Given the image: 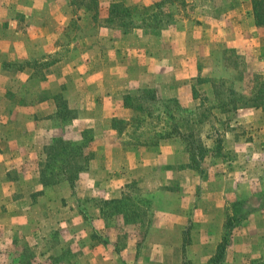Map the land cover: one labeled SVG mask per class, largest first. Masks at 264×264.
Listing matches in <instances>:
<instances>
[{"label": "crops", "instance_id": "crops-1", "mask_svg": "<svg viewBox=\"0 0 264 264\" xmlns=\"http://www.w3.org/2000/svg\"><path fill=\"white\" fill-rule=\"evenodd\" d=\"M114 1L101 0L100 4L105 9ZM124 1L149 4L160 0ZM197 9L201 13L195 29L182 26L184 19L183 23L171 24V29L159 34L135 30L120 38L114 34L92 37L96 57L95 65L89 66L84 61L88 55L78 46L69 51L73 44L59 43L62 37L46 36L45 24L51 25L54 20L68 24V4L59 0H0V229H26L29 242L39 244L45 231L52 228L74 232L71 228L76 220L74 230L83 236L79 243L86 256L84 264H133L137 255L138 263L145 262L151 245L139 243L136 236L139 232L145 236L156 231L160 220L145 230L141 216L136 224L123 221L117 231L125 235L128 232L129 238L120 243L118 239H106L104 228H98L101 225L94 226L103 219V210L86 213L83 209L84 203L90 202L93 196L104 201L122 198L133 183L138 185L134 176L146 171L149 165L153 172L149 170L152 177L146 183L155 187L163 185L165 167H159L160 159L168 157L171 169L175 161L180 162L181 146L177 137L161 139L153 145L122 142L124 131L114 127V119L126 120L130 109L133 110L126 106L125 97L132 95L133 87L140 86L138 92L153 87L180 98V82L198 76L200 56H211L217 49L235 48L247 58L264 59V25L257 23L254 0H221L212 6L198 5ZM181 37L209 38L194 47L190 40L182 42ZM105 43H108L107 49L102 47ZM62 50L67 54L60 61L46 64L51 54ZM186 101L196 102L193 98ZM69 112L74 115L69 123L71 130L66 132L63 126ZM255 112L240 109L238 124L253 123L255 117L251 114ZM88 128L96 130L93 143L98 147L86 166L72 179L63 175L55 182L42 181L41 163L47 161V148L58 138L79 140ZM236 134L237 130L231 129L225 131L224 138L230 140ZM242 143L232 138L235 147ZM160 171L162 179L156 176ZM222 226L223 222L216 227V233L221 236L210 253L205 245L198 244L203 242L191 240L187 247H182L186 254L191 246L194 255L200 246V255L195 256L193 264L201 261L197 257H205V264H215L214 257L224 235ZM261 229L253 224L246 232L250 237V232ZM201 230L205 234L210 232L206 227ZM246 232L232 240L223 264H245L242 236ZM253 245L249 249L253 256L264 255V238ZM170 246L161 244L163 253L155 255L157 261L165 260V249L170 250ZM177 247L175 254L172 251L167 254V260L173 258L174 264L182 261L181 245ZM155 249L152 247V251Z\"/></svg>", "mask_w": 264, "mask_h": 264}, {"label": "rangeland", "instance_id": "rangeland-1", "mask_svg": "<svg viewBox=\"0 0 264 264\" xmlns=\"http://www.w3.org/2000/svg\"><path fill=\"white\" fill-rule=\"evenodd\" d=\"M100 2L59 0V3L70 7L68 24L54 20L53 24L44 25L47 37H62L58 39L59 43L74 45L68 48L69 51L76 49V46L82 49L88 55L84 61L89 66L95 65L96 50L92 37H110L114 34L120 38L128 27V33L139 30L153 35L152 32L171 29V24L183 23L184 19L186 22L182 26H190L188 30L195 29L199 26L197 16L201 13L197 6H212L221 3V0H160L149 4L116 0L105 9ZM116 2L130 9H119L114 5ZM208 38L181 37V40H190L195 47ZM107 45L105 43L102 47L107 49ZM65 54L64 50L51 54L46 64L60 61ZM200 58L201 72L198 76L180 82V98H173L165 90L158 91L150 87L155 95L152 100H148L147 110L137 112L130 109V115L125 120L131 121L130 124L119 123L117 126L124 131L123 143L153 145L160 143L161 139L177 137L181 146L180 162L175 161L171 169L172 163L168 157L160 159L162 162L159 167H165V176L163 179L160 177L161 171L156 176L164 184L155 187L146 183L152 177L149 171L152 165H149L146 171L134 176L139 186L133 183L118 202L106 203L100 197L93 196L90 202L84 203L86 213L103 210V219L94 226L101 225L98 228H104L106 239H118L120 243L129 238L128 232L125 235L117 231L124 219L132 225L141 216L143 230L156 220L155 226L161 221L156 231L145 236L139 232L136 239L133 238L139 243L148 242L151 245L145 262L138 263L140 258L137 255L133 264H174L173 258L167 260V254L169 251L175 254L178 244L181 245L180 264H193L201 248L198 246L196 251L193 250V255L189 246L184 254L182 247H187L186 241L203 242L198 244L205 245L210 253L218 236H221L216 233V227H220L223 222L224 234L226 222L229 221L230 226L234 225L231 240L239 233L242 235L253 224L257 228L262 227L261 230L250 232V237L246 232L242 239L246 249L245 264H264V255L253 256L249 252L254 242L258 243L264 238V235L258 236L264 233V59L247 58L238 54L235 48L217 49L211 56L206 54V57L202 55ZM37 64L42 66L43 62L37 61ZM211 68L214 70L209 73ZM139 88L133 87L130 93L138 97ZM186 98H193L196 102L190 104ZM243 108L256 110L251 114V117H255L253 123L238 124V111ZM73 115L69 112L65 116L67 123L63 128L66 132L71 130L69 123ZM231 129H236L239 134L232 137L233 140L237 138L244 142L238 148L232 144V138H224L225 131ZM87 130L79 140L65 139L69 143L67 149L79 152L73 155L74 160H79L85 166L98 147L96 142L93 143L96 130ZM61 145L64 143L59 142L56 147ZM81 151L83 154H80ZM48 160L55 168L62 164L61 155L52 154ZM59 175L62 177L64 174ZM74 188L72 185V190ZM135 212L138 217L133 215ZM124 213L129 216L125 218ZM72 226L74 232L71 233L58 228L45 231L39 244L29 242L26 229H0V264H84L86 256L80 244L83 236L74 230L77 227L76 220ZM204 227L210 231L208 234L201 233ZM161 244L171 245V249H165V260L157 261L155 255L163 253ZM152 247L156 249L152 251ZM197 260L201 261L196 264H205L206 258L197 257Z\"/></svg>", "mask_w": 264, "mask_h": 264}, {"label": "trees", "instance_id": "trees-1", "mask_svg": "<svg viewBox=\"0 0 264 264\" xmlns=\"http://www.w3.org/2000/svg\"><path fill=\"white\" fill-rule=\"evenodd\" d=\"M115 6H118V8H123L124 10H128L130 9L128 6H125L123 3H119L116 2L114 3ZM254 12H255V17L257 20V23L260 25H264V0H254ZM136 27V26H134ZM130 31L129 27L128 29L124 30V33H128ZM154 34H159L160 32H152ZM154 90H152L151 88L145 87L140 89V91L138 92L139 95L134 96V95H130L128 94L125 97V104L128 107L133 108L134 110H137V112H144L147 110L146 107H149L148 104V100H152L154 98ZM141 93V94H140ZM146 96H149L148 98ZM138 103V104H136ZM143 104H145L146 106H143ZM264 107V105H263ZM150 113V110L149 112ZM67 114V113H66ZM139 120V119H138ZM119 123H127L125 121V119H114V127L118 128V124ZM119 129V128H118ZM122 131V130H120ZM86 132V131H85ZM164 136H161L160 138H163ZM61 142V144L64 143V145H61L60 147H56V144ZM69 146V143L66 142V140L64 138H58L54 144L50 147L47 148V161L46 162H42L41 163V176H42V181L46 182V183H51V182H55L57 181V179L59 178L58 176H60V173H63L65 176H68L69 178H74L76 177V175L78 174V172L80 170L83 169V164L81 165L79 163V160H74L73 155H77L79 154L78 151H73L67 149V147ZM80 148V147H78ZM52 154H56V155H61V159H62V164L60 166H56V168H58V170L56 171V168L54 166H52V164L49 162L50 160L49 157ZM80 154H83L82 151L80 152ZM72 161H71V160ZM70 160V161H69ZM76 161V163H75ZM72 172V173H69ZM70 174L72 176H70ZM104 202H118V199L116 200H111V201H104ZM133 215L135 217H138L139 215L137 214V212L133 213ZM129 215L127 213H124V217H128ZM124 221L128 224L129 221H127L126 219H124ZM135 223V222H134ZM229 222H226L225 228L226 231L222 237L221 242L218 245L217 248V252H216V256L214 257V262L215 264H223L224 263V259L226 257V253L228 250V247L230 246L232 240V229L234 228V225H229ZM97 236V235H94ZM189 240V237H188ZM188 244V242L186 241V245ZM187 264V263H185Z\"/></svg>", "mask_w": 264, "mask_h": 264}]
</instances>
